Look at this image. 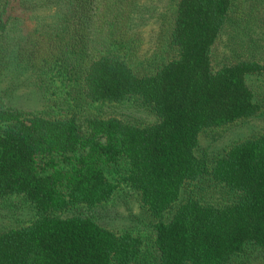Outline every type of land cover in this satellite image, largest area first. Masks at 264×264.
Returning a JSON list of instances; mask_svg holds the SVG:
<instances>
[{
    "label": "trees",
    "instance_id": "1",
    "mask_svg": "<svg viewBox=\"0 0 264 264\" xmlns=\"http://www.w3.org/2000/svg\"><path fill=\"white\" fill-rule=\"evenodd\" d=\"M139 1L44 0L55 7L42 32L57 38L51 56H82L91 42L94 54L83 61L85 97L136 96L157 121L88 115L80 124L73 114L0 108V199L22 195L35 212L29 223L0 230V264H238L251 250L264 253V132L231 143L210 161L195 150L204 129L259 110L247 75L264 76V60L252 54L219 66L212 61L237 0H177L169 28L175 53L152 72L134 69L107 47L112 28L133 20ZM10 2L28 0H0V37L12 36ZM240 4L264 30V0ZM105 26L109 35L101 39ZM11 38L20 44L17 35ZM122 157L128 162L123 179L155 219L147 252L128 230L61 214L109 200L117 184L104 165Z\"/></svg>",
    "mask_w": 264,
    "mask_h": 264
},
{
    "label": "rangeland",
    "instance_id": "2",
    "mask_svg": "<svg viewBox=\"0 0 264 264\" xmlns=\"http://www.w3.org/2000/svg\"><path fill=\"white\" fill-rule=\"evenodd\" d=\"M176 1L140 0L133 20L112 28L113 42L107 47L134 69L152 72L175 53L169 28ZM235 3L230 21L212 50L214 66L252 54L264 60L263 28L252 21L240 0ZM10 5L11 2L8 3L11 17L7 27L12 36L0 37V108H17L52 118L73 114L80 124L88 115H115L140 125L157 121L155 113L136 96L121 101H89L85 97L82 73L83 61L94 54L91 42L82 56L81 53H69L56 59L51 56L54 52L50 46L57 38L43 37L47 30L44 25L55 7L44 3V0L16 2L13 7ZM109 30L108 27L101 28L97 36L106 39ZM13 35H17L20 44L11 42V37L15 38ZM7 48L8 51L15 48V51L3 54ZM247 82L259 110L249 118L201 131L195 150L206 160H212L239 139L264 132V76L247 75ZM127 167L125 157L117 163L104 165L107 178L117 184L109 200L93 206L79 203L61 211V214L91 217L117 233L128 230L142 238V251L147 252L152 249L155 219L141 203L138 192L123 179ZM188 189V185L183 186L176 204L184 200ZM195 191L201 192V188ZM34 217V209L22 195L0 199V230L29 223ZM263 260L264 253L251 250L247 256L239 258L238 264H256Z\"/></svg>",
    "mask_w": 264,
    "mask_h": 264
}]
</instances>
